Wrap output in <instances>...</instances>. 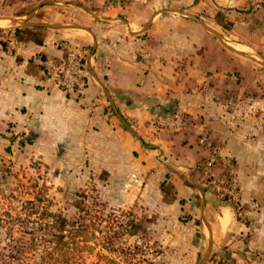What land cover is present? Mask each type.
<instances>
[{"label": "crops", "instance_id": "1", "mask_svg": "<svg viewBox=\"0 0 264 264\" xmlns=\"http://www.w3.org/2000/svg\"><path fill=\"white\" fill-rule=\"evenodd\" d=\"M21 2L0 36V135L123 175L179 264H264V0H0ZM61 42L81 48L79 94L42 81ZM203 137L214 177L234 165L244 223L205 183Z\"/></svg>", "mask_w": 264, "mask_h": 264}, {"label": "rangeland", "instance_id": "2", "mask_svg": "<svg viewBox=\"0 0 264 264\" xmlns=\"http://www.w3.org/2000/svg\"><path fill=\"white\" fill-rule=\"evenodd\" d=\"M23 3L0 4V29L13 28L12 15L29 8ZM26 142L21 134L0 135V260L41 262L43 241L50 245L59 227L62 236L78 233L69 252L74 264H179L161 248L154 216L125 198L123 175L115 178L97 158L75 162L61 155L65 150ZM10 248L25 253L14 256Z\"/></svg>", "mask_w": 264, "mask_h": 264}, {"label": "built area", "instance_id": "3", "mask_svg": "<svg viewBox=\"0 0 264 264\" xmlns=\"http://www.w3.org/2000/svg\"><path fill=\"white\" fill-rule=\"evenodd\" d=\"M125 1L118 3L122 5L125 4ZM60 47L63 50L61 58L39 60L42 67V81L47 86L57 88L64 94H79L84 90L86 84L81 48L68 42H61ZM199 145L208 152V156L201 166L206 185L225 204L234 209L237 221L244 223L233 163H224V173L219 177H214L211 174V169L217 160V150L209 148L204 137L199 140Z\"/></svg>", "mask_w": 264, "mask_h": 264}, {"label": "trees", "instance_id": "4", "mask_svg": "<svg viewBox=\"0 0 264 264\" xmlns=\"http://www.w3.org/2000/svg\"><path fill=\"white\" fill-rule=\"evenodd\" d=\"M123 0H110L111 4H116V2H120ZM3 30L0 29V36L2 34ZM1 44L3 45V43L1 42ZM59 232V234L57 235H53L54 238L51 239L50 241L47 242H51V244H46V240H44V250H42L43 256H41V262H37V264H74V260L70 259L69 256V252L72 249V246H77V243L75 242L76 237H78V233L76 232H69V236H62V229L61 228H57ZM65 238H68V241H64ZM71 246V248H70ZM34 249H36V247H38V245L36 246V244H33ZM14 253L13 255H19L21 256L22 254L25 253V251H23L21 248H17V250H12L10 248L9 250V254ZM36 252H34L35 254ZM4 256V255H3ZM18 256V257H19ZM18 263V259L16 261ZM14 263V259H9L7 258L6 260H4L3 258L0 260V264H13ZM111 264H113L111 262Z\"/></svg>", "mask_w": 264, "mask_h": 264}, {"label": "bare ground", "instance_id": "5", "mask_svg": "<svg viewBox=\"0 0 264 264\" xmlns=\"http://www.w3.org/2000/svg\"><path fill=\"white\" fill-rule=\"evenodd\" d=\"M2 22V21H1Z\"/></svg>", "mask_w": 264, "mask_h": 264}]
</instances>
